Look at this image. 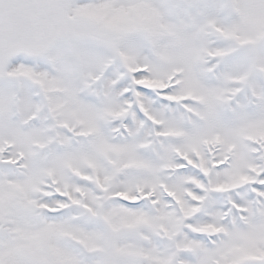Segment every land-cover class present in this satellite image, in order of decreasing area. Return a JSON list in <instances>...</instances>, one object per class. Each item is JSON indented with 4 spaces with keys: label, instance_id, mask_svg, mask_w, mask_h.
Masks as SVG:
<instances>
[{
    "label": "snow or ice",
    "instance_id": "obj_1",
    "mask_svg": "<svg viewBox=\"0 0 264 264\" xmlns=\"http://www.w3.org/2000/svg\"><path fill=\"white\" fill-rule=\"evenodd\" d=\"M0 264H264V0H0Z\"/></svg>",
    "mask_w": 264,
    "mask_h": 264
}]
</instances>
